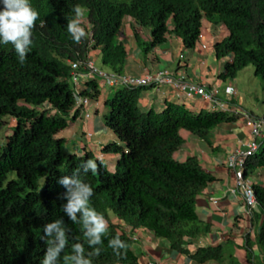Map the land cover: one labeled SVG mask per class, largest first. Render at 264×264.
I'll return each instance as SVG.
<instances>
[{
  "label": "trees",
  "instance_id": "1",
  "mask_svg": "<svg viewBox=\"0 0 264 264\" xmlns=\"http://www.w3.org/2000/svg\"><path fill=\"white\" fill-rule=\"evenodd\" d=\"M39 19L33 29V44L23 65L18 63L11 44L0 45V129L6 117L15 119L11 133L0 138V264H40L47 245L40 237L43 225L61 218L67 226L68 247L61 254H74V245L83 243L85 255L100 247L93 264H137L131 237L111 222L110 212L133 226H142L167 238L171 247L185 252V238L208 230L199 224L196 202L215 176L195 156L179 161L175 152L182 146V129L210 140V132L224 122L236 121L240 113L215 109L196 113L184 104L168 103L157 112L139 106L142 87L123 86L107 99L105 121L118 140L107 144L105 153L118 154L115 171L100 167L78 177L94 189L90 206L102 213L108 231L102 245L89 246L83 237L80 214L72 222L63 211L66 188L58 183L72 176L80 164L96 157L68 152L66 139L58 134L68 127L76 107L70 61L85 59L100 48L102 63L122 73L127 48L120 39L124 21L131 17L151 29V39H136L145 52L166 42L169 34L182 38L187 48L195 47L202 21L223 25L228 35L215 44L218 58H226L223 79L235 78L253 65L264 82V0H31ZM86 10L87 37L75 43L67 32L73 7ZM82 96L98 98L96 79L87 82ZM251 113V112H250ZM264 119V115L262 116ZM264 131V130H263ZM259 148L246 158L244 175L264 167V136ZM257 205L252 210L256 236L246 235L248 261L258 260L254 246L264 255V186L253 184ZM119 236L126 249L116 253L108 246ZM192 258L199 263L216 260L239 264L232 251L220 246L199 248Z\"/></svg>",
  "mask_w": 264,
  "mask_h": 264
},
{
  "label": "crops",
  "instance_id": "2",
  "mask_svg": "<svg viewBox=\"0 0 264 264\" xmlns=\"http://www.w3.org/2000/svg\"><path fill=\"white\" fill-rule=\"evenodd\" d=\"M136 33L142 41L151 39L149 27L141 26L131 17H127L120 36L127 48L123 73L138 77L154 75L164 69L174 72L175 76L185 73L188 81L204 85L208 90H212L216 93L217 99L227 102L228 111L239 112L241 116L236 121L224 122L213 128L209 141L186 129L180 131L184 142L175 152V158L179 161H186L187 158L195 156L202 167L215 176V179L208 183L203 192L198 195L196 202L198 222L208 227V230L196 236L186 237L185 252L174 249L167 238L157 236L145 227L133 226L122 219H118L115 224L131 237L137 264H149V262H155V264H221L216 260L199 263L191 256L201 247L220 245L226 251H232L235 261L239 264H252L248 261L246 235L250 233L254 240L257 229L252 224V216L246 213V203L241 190L236 187L235 170L228 166V159L236 150L246 149L248 142L252 139L251 129L245 122L243 112H251L255 117L262 118L264 105H260V102H253L251 108L244 105L247 98L241 95L239 73L235 78L220 77L224 71L225 62L230 56L218 58L215 44L228 35L227 28L203 19L202 33L195 47L187 48L182 38L169 34L166 42L149 52H145L143 46L139 44ZM90 54L95 62L98 59L102 62L100 48L92 49ZM106 70L112 69L108 67ZM97 83L100 88V83L103 82L98 80ZM103 85L98 98L92 100L87 109L91 111V116L86 118L83 113H78L58 136L66 139L68 152L78 155L90 152L96 158H103L108 168L115 171L119 155L105 153L103 149L107 144L117 141L118 138L107 126L105 115L109 111L107 99L121 87H112L105 83ZM85 86L90 88L86 79L84 80ZM231 86L236 89L232 97L226 91ZM141 87L138 103L144 111L153 109L160 112L168 103L184 104L196 113L213 111L218 108L213 101L206 100L198 94L188 96L167 84H150ZM74 113L75 110L70 116L72 117ZM74 137L77 140L80 138L79 144L78 141L73 142ZM248 178L264 186V167L255 169L248 175ZM214 200H217V203H214ZM254 251L258 260H264V255L257 245L254 246Z\"/></svg>",
  "mask_w": 264,
  "mask_h": 264
},
{
  "label": "clouds",
  "instance_id": "3",
  "mask_svg": "<svg viewBox=\"0 0 264 264\" xmlns=\"http://www.w3.org/2000/svg\"><path fill=\"white\" fill-rule=\"evenodd\" d=\"M73 12L75 13L74 17L66 25L67 32L75 43H80L81 38H86L88 34L80 19L84 13L79 5L73 7ZM39 15L38 10L32 6L31 0H0V45L11 44L15 50L18 63L21 65L25 63L31 51L33 29L36 26ZM88 57L93 59L91 54L86 58ZM94 63L96 64L95 60ZM99 68L105 71H113L102 67ZM93 79L102 81L97 77L86 78L87 82ZM82 81L81 91L84 88V80ZM89 98L91 102L95 100L91 97ZM76 109H79V113H83L81 108L75 107L74 110ZM100 167H108L107 162L103 158L88 159L85 163L80 164L72 176H63L58 180V183L67 190L64 193L67 202L63 205V211L74 223L78 222L77 214H80L79 223L82 224L83 237L89 246L102 245V237L108 231L109 225L104 215L90 206L94 189L88 182L78 177L76 173H79L80 168H82L85 176L89 172L95 174ZM40 239L45 241L47 245L40 264H61V254L68 247L67 226L63 220L58 218L44 224L43 234ZM108 246L113 249L114 253H116L117 248L126 249L128 247L126 243L119 239V236L109 240ZM73 251L74 254L72 255H63V264H93L91 257L93 255L99 256L101 248L94 247L93 251L86 256L84 244L76 243ZM116 254L119 255L120 253Z\"/></svg>",
  "mask_w": 264,
  "mask_h": 264
},
{
  "label": "built area",
  "instance_id": "4",
  "mask_svg": "<svg viewBox=\"0 0 264 264\" xmlns=\"http://www.w3.org/2000/svg\"><path fill=\"white\" fill-rule=\"evenodd\" d=\"M73 67V73L71 82L75 89L76 96V108H81L84 116L89 118L91 111H87L91 104V99L87 96H82L81 85L82 80L86 78L97 77L104 81L109 86H144L150 84H167L181 92L186 93L188 96L198 94L204 97L206 100L215 102L217 109L227 110V102L221 101L216 98V93L212 90H208L204 85H200L187 80V74L181 73L179 76H175L174 72L169 69L160 70L154 75H147L144 77H138L126 73H118L115 71H105L94 63L91 57L84 60L71 61ZM227 93L232 97L236 92L234 87H228ZM238 113V112H234ZM245 122L251 129L252 139L248 142L247 148L244 150H236L228 159V166L235 170L236 175V187L241 190L246 203V213L252 216V210L257 205V195L253 186V181L244 175V165L246 158L253 154L258 148V139L262 137L264 130V119L257 118L250 112H243ZM91 135V133H88ZM217 203V200H214ZM149 264H155V262H149Z\"/></svg>",
  "mask_w": 264,
  "mask_h": 264
},
{
  "label": "rangeland",
  "instance_id": "5",
  "mask_svg": "<svg viewBox=\"0 0 264 264\" xmlns=\"http://www.w3.org/2000/svg\"><path fill=\"white\" fill-rule=\"evenodd\" d=\"M82 10L84 14L80 19H81L82 25H86L87 24L86 10L85 9H82ZM96 64L99 67L108 69V66L104 65L100 61V59L96 60ZM239 75L241 76V78L239 79V82H240L239 85L241 86V90H242L241 95L244 96L245 99L247 98V100L244 102L245 103L244 105L247 108L253 107V104H252L253 102L255 103L260 102L259 103L260 105H264V82L259 75H255V67L253 65H249L248 67L243 69L242 72H239ZM103 84L104 82L100 83V88L104 86ZM114 95L115 94H112L110 98H112ZM6 121L7 123L0 129L1 140L5 139L4 135H8L11 133L10 128L16 123L15 119L11 117H8V118L6 117ZM73 139H74L73 140L74 143L78 141L77 143L79 144L80 138L79 140H77L76 137H74ZM249 174H251V172ZM110 218H111V222L113 223H115L119 219L113 212H110Z\"/></svg>",
  "mask_w": 264,
  "mask_h": 264
}]
</instances>
